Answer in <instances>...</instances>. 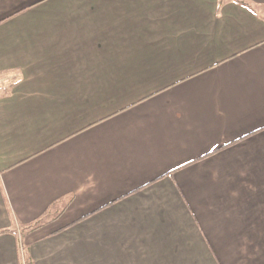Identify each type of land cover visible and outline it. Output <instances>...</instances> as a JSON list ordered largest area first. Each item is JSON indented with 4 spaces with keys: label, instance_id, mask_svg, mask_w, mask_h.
<instances>
[{
    "label": "crops",
    "instance_id": "crops-1",
    "mask_svg": "<svg viewBox=\"0 0 264 264\" xmlns=\"http://www.w3.org/2000/svg\"><path fill=\"white\" fill-rule=\"evenodd\" d=\"M0 264H264V0H0Z\"/></svg>",
    "mask_w": 264,
    "mask_h": 264
},
{
    "label": "rangeland",
    "instance_id": "rangeland-1",
    "mask_svg": "<svg viewBox=\"0 0 264 264\" xmlns=\"http://www.w3.org/2000/svg\"><path fill=\"white\" fill-rule=\"evenodd\" d=\"M24 253V252H23Z\"/></svg>",
    "mask_w": 264,
    "mask_h": 264
},
{
    "label": "trees",
    "instance_id": "trees-1",
    "mask_svg": "<svg viewBox=\"0 0 264 264\" xmlns=\"http://www.w3.org/2000/svg\"><path fill=\"white\" fill-rule=\"evenodd\" d=\"M243 2V1H242Z\"/></svg>",
    "mask_w": 264,
    "mask_h": 264
}]
</instances>
